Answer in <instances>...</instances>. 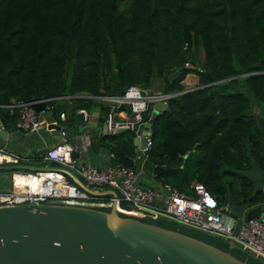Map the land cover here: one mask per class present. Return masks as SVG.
<instances>
[{"label": "trees", "instance_id": "1", "mask_svg": "<svg viewBox=\"0 0 264 264\" xmlns=\"http://www.w3.org/2000/svg\"><path fill=\"white\" fill-rule=\"evenodd\" d=\"M189 73L198 85L183 92ZM155 76L161 90L177 94L153 121L145 163L170 166L186 155L182 168L156 177L186 193L199 181L222 205L226 184L237 204L264 200L262 192L250 196L247 179L224 171V164L250 167L245 141L264 169V0H0L5 127L14 124L5 107L12 102L87 94L92 97L78 98L79 109L106 112L96 96L121 95L132 85L150 88ZM134 135L105 134L99 145L118 164L134 167ZM139 220L167 228L163 219ZM229 252L264 264L238 248Z\"/></svg>", "mask_w": 264, "mask_h": 264}, {"label": "water", "instance_id": "2", "mask_svg": "<svg viewBox=\"0 0 264 264\" xmlns=\"http://www.w3.org/2000/svg\"><path fill=\"white\" fill-rule=\"evenodd\" d=\"M182 68L168 76L169 81L177 78ZM30 98L36 113L44 109L43 102H34ZM95 112L84 115L75 114L78 133H83L89 126L105 123L106 114L97 116ZM168 109V103L156 102L143 115L146 121L140 125L133 137V144L148 153L145 131H152V124L158 114ZM92 115V116H91ZM65 131L66 137L74 139L75 131L67 120L61 125H55ZM144 129V131H143ZM126 131L118 130V133ZM11 132H19L20 136L11 137ZM107 134V130L105 132ZM137 135H141L139 138ZM22 131L16 125L9 129L0 126V142L9 144L19 140ZM246 155L250 162L248 169H238L224 164V171L240 175L247 179L252 190L250 196L264 193V169L253 155L250 146L244 142ZM102 157L108 159L111 166L117 162L107 147L99 151ZM87 151L73 150L71 156L75 159H87ZM186 155L180 156L170 166L155 165L148 162V168L153 176L165 174L172 168H182ZM17 168L37 170L29 165H15ZM62 172L82 189L91 194L112 195L113 190L97 191L85 186L79 178L67 169ZM225 209L236 218L234 233L236 234L243 222L250 218L264 221L263 203L253 205L237 204L226 184ZM0 264H247L232 255L229 251L199 240L196 237L176 230L147 223L134 217H122L115 204L109 210L83 206L50 203H27L0 207Z\"/></svg>", "mask_w": 264, "mask_h": 264}, {"label": "built area", "instance_id": "3", "mask_svg": "<svg viewBox=\"0 0 264 264\" xmlns=\"http://www.w3.org/2000/svg\"><path fill=\"white\" fill-rule=\"evenodd\" d=\"M189 64L185 63V67ZM196 88V87H195ZM187 88L183 92L195 89ZM177 93H169L153 88L129 86L121 95L96 96L95 98L107 104L105 123L107 132L115 134L120 129L132 131L136 134L140 125L146 126L143 115L156 102H166ZM91 98L87 94H65L56 97L41 98L34 102H43L42 112H57L56 102L73 98ZM32 101H15L5 105L11 114H14V124L19 130L26 133L39 132L46 128V122L40 120L39 113L32 107ZM128 108L126 110L125 108ZM41 112V113H42ZM88 115L86 112H82ZM59 119L66 117L65 112H58ZM1 128L4 126L1 125ZM144 131V129H143ZM148 149L152 145V131H145ZM61 141L48 147L43 155L45 160L56 161L62 166L77 168L86 186L95 187V190L111 189L112 195H97L86 192L75 182L69 180L60 171H40L35 173L13 172L8 189H0V207L14 206L27 203H50L83 206L96 209H107L115 204L117 213L132 216L138 219L147 218L158 220L168 218L178 225L192 230L224 238L230 248H238L254 258L264 262V221L259 218H250L243 222L234 233L236 218L228 213L225 205L199 181L192 184L189 193L180 191L169 182L162 180L155 186H143L139 183L140 172L136 169L118 164L105 169L91 164L77 166V159L71 156L75 149L66 139L65 131L60 129ZM139 138L141 135H137ZM140 155L139 161L146 158L144 149L136 147ZM5 155L7 159L1 164H19L18 156ZM111 156L114 155L111 153ZM19 177V178H17ZM30 178L29 181L27 179Z\"/></svg>", "mask_w": 264, "mask_h": 264}, {"label": "crops", "instance_id": "4", "mask_svg": "<svg viewBox=\"0 0 264 264\" xmlns=\"http://www.w3.org/2000/svg\"><path fill=\"white\" fill-rule=\"evenodd\" d=\"M183 84L186 87L188 85L189 86L193 85V84H189V82H183ZM56 105L58 108L57 112L55 111L53 113L46 112V113H49L50 116L46 115L42 117L41 115H39L40 113L38 114L39 119L44 120L46 122L45 129H42L39 132H32V133L22 132V136L19 140L12 141L9 144L3 143L1 144L0 148H4V150L7 151V153H5L6 155L18 156L19 160L23 158L25 159V162L20 161L19 164L17 165H29V166L37 167L38 168L37 170L44 171V172H48L51 170L62 172V169L64 168L72 172V174H74L77 178H79L80 181L86 186L87 184L84 182L83 178L77 172V168H70V167L66 168L65 166L60 165L56 161L45 160L43 158V155H44L45 150L48 147H51L54 144L61 141L62 137L60 136V133L56 129L55 125H61V121H62L58 117V112H65L66 117L63 120H67L69 122V125L75 131V137L72 140L68 139L67 137L64 139H66L69 143L75 146L76 150L87 151L88 153L87 159L85 160L81 158H77V166L83 165V164H91L101 169H105L111 166L108 159H106L105 157H102L99 154L100 149L104 147V146L99 145L100 139L103 135H105V132L107 130L104 127V125L101 123H96L95 126H89L88 128H86L83 133H78L77 130H79V128L76 125V120L74 117L75 114L78 112H86L88 114H91L92 112H95V107L100 108L98 111H96L98 113L97 115L98 117L101 116V114L103 113L106 114L107 111L105 112L100 106H95L92 109H83V108L79 109L80 108L79 106L81 105L79 101L73 102V101H68V100L67 101L59 100L56 102ZM125 109L128 110L127 107ZM1 125L4 126L2 121L0 120V126ZM13 125L15 124H12L11 126ZM11 126H8V127L4 126V128L9 129ZM107 134L109 133L107 132ZM10 136L19 137L20 133L11 132ZM140 154L141 152H138L136 148V155H140ZM0 156H2L4 159H7L5 155H4L5 157L3 155H0ZM145 160L146 158H143V157H141L139 161L137 160V158L134 159L135 166L132 168L140 172L139 183L141 185L155 186L157 181L155 180L154 176L151 174V171L148 168L147 164L145 163ZM66 176L69 180L71 179V181H73L71 177H69L68 175ZM9 187H10V183L8 184L4 180L2 181L0 179V189H8ZM88 187L93 189L91 186H88ZM109 190L111 189L105 188L103 190H97V191L107 192ZM262 206H263V211H264V203Z\"/></svg>", "mask_w": 264, "mask_h": 264}, {"label": "rangeland", "instance_id": "5", "mask_svg": "<svg viewBox=\"0 0 264 264\" xmlns=\"http://www.w3.org/2000/svg\"><path fill=\"white\" fill-rule=\"evenodd\" d=\"M203 58V54L201 53L200 54V61L201 59ZM197 65H195L196 67ZM193 78V79H192ZM183 82H189V84H193V85H188L187 88H190V87H196L198 85V77L196 74H187L185 76V78L183 79L182 83ZM160 84V86H158ZM163 86V81L159 78H157V76L154 77V81H153V89L155 90H161ZM61 101H64V100H61ZM67 101V100H65ZM68 101H73V102H76V101H79L78 99L76 98H73V99H70ZM39 115H41L42 117L48 115L50 116L49 113H46V112H42L40 113ZM1 142H0V147H1ZM0 151L1 153H7L6 150H4V148H0ZM21 162H25V159H21L20 160ZM33 162V161H31ZM16 164H12V163H5V164H1L0 165V179L3 181H5L6 183H10V179H11V175L13 174V172H16V171H20V172H24V173H35V170H30V169H22V168H17L15 167ZM148 169V168H147ZM149 170V169H148ZM147 170V171H148ZM149 174V173H147ZM155 180L157 181L156 183H159L161 182L163 179L161 177H155ZM92 188H95V187H92ZM121 214V213H119ZM139 218V217H137ZM144 220H150V219H147V218H142ZM162 224V226H165L169 229H176V230H180V231H185L187 233H189L190 235L198 238L199 240H202V241H205V242H208L218 248H220L221 250H224V251H230L232 250L230 248V244L228 241H226L224 238H221V237H218V236H213V235H210V234H207L205 232H200V231H196V230H192V229H189L187 227H184L182 225H178L176 224L174 221L168 219V218H164L163 219V222L160 223V225ZM244 258V261L247 260L246 257L242 256Z\"/></svg>", "mask_w": 264, "mask_h": 264}, {"label": "bare ground", "instance_id": "6", "mask_svg": "<svg viewBox=\"0 0 264 264\" xmlns=\"http://www.w3.org/2000/svg\"><path fill=\"white\" fill-rule=\"evenodd\" d=\"M3 156H4V155H3ZM4 157H5V156H4ZM6 158H7V157H6ZM3 159H4V158H3L2 156H0V161L3 160ZM17 178H19V177H17ZM29 180H30V178L27 179V181H29Z\"/></svg>", "mask_w": 264, "mask_h": 264}]
</instances>
